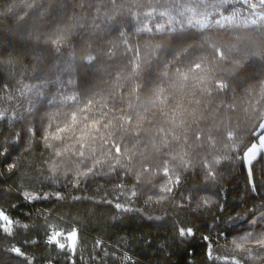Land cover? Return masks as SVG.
Wrapping results in <instances>:
<instances>
[{"label": "trees", "instance_id": "16d2710c", "mask_svg": "<svg viewBox=\"0 0 264 264\" xmlns=\"http://www.w3.org/2000/svg\"><path fill=\"white\" fill-rule=\"evenodd\" d=\"M250 2L260 27L202 26L231 0H0V264H264V156L242 155L264 135ZM52 225L78 227L75 247Z\"/></svg>", "mask_w": 264, "mask_h": 264}, {"label": "snow or ice", "instance_id": "6c2138e0", "mask_svg": "<svg viewBox=\"0 0 264 264\" xmlns=\"http://www.w3.org/2000/svg\"><path fill=\"white\" fill-rule=\"evenodd\" d=\"M246 3H248V6L252 9L256 8L255 4H252L250 2V0H245ZM109 3L112 5L116 4V0H109ZM259 5L260 7L264 8V0H259ZM33 5H29V7H32ZM41 15L43 16V13H41ZM260 21H264V14H261L259 17ZM251 24L257 27H260L261 25L258 24V21L256 19H253L251 21ZM81 27H83V25H80ZM60 31V35H58L55 39H51L50 42L54 43L56 45L55 47V52L59 53L60 52V45L63 39V32L64 30L61 29ZM149 31H151V29H149ZM46 43L49 41H45ZM32 59L36 60V61H40L42 59L43 56V52L42 50H38L34 53L31 54ZM95 59V56L93 55H89L87 57H85V61L87 63H91L93 60ZM197 67H199V65H197ZM221 87H223V85H221ZM262 128H264V125H261ZM61 131H63V129H61ZM116 152L119 153L120 149L117 148ZM258 153L261 156H264V135H257V140L253 143H251L250 146H245L242 155L244 160L246 161L247 165L252 166L253 162L257 160L258 157ZM81 156H83V153H80ZM249 173L251 174V167H249ZM165 175H167V172H165ZM169 191H171V189H169ZM116 207H120L119 204L116 205ZM256 213L259 214L260 216V220L262 223H264V208H260V209H256L254 211V216L256 215ZM0 232H3L6 230L7 226L12 225L13 224V220L10 219L9 215H7L4 211H0ZM257 221L255 218L251 219V223L255 224ZM186 234V230L185 229H180V236H185ZM187 234L190 236L191 233V229H187ZM76 233L72 232L70 235L67 236V240L70 242V244L73 246H75V240H76ZM252 233L249 232L247 234V236L245 237V239H247L248 236H251ZM54 239V238H53ZM257 242L261 244V246H264V234H260L256 237ZM58 242V241H57ZM60 248H64L65 245L64 244H59ZM11 252L15 253V255L17 257H24V253L22 252L21 248L16 247V248H11L10 249ZM25 264H26V259H25Z\"/></svg>", "mask_w": 264, "mask_h": 264}, {"label": "rangeland", "instance_id": "374dc122", "mask_svg": "<svg viewBox=\"0 0 264 264\" xmlns=\"http://www.w3.org/2000/svg\"><path fill=\"white\" fill-rule=\"evenodd\" d=\"M232 4H233V8L229 10V12L227 14H224L223 16H221L220 18L216 19L215 21H212L211 19L207 22H202V26H207L210 22V24H214V25H221L223 23H228L230 22L231 24H238L241 22H244L245 24H251V17L250 14L253 15L254 13H256L255 9L248 7H245L246 5H248V3L245 2V0H231ZM237 3H242V5H238ZM226 5V4H225ZM244 6V7H242ZM247 14H249V16H247ZM191 17H190V21H194L195 24H200L199 22V17L193 15V12H191ZM254 19L257 20V15L256 17H254ZM63 231V235L61 237H53L54 239L52 243L50 244H55L58 248H59V244H64L65 245V241H67V243H69V245L73 248V246L70 244V242L67 240V236L70 235L69 232L68 234L64 233V229ZM63 240H65L63 242ZM58 241V242H57ZM76 241H77V235H76V240H75V245H76ZM75 247V246H74Z\"/></svg>", "mask_w": 264, "mask_h": 264}, {"label": "built area", "instance_id": "2783aa9c", "mask_svg": "<svg viewBox=\"0 0 264 264\" xmlns=\"http://www.w3.org/2000/svg\"><path fill=\"white\" fill-rule=\"evenodd\" d=\"M72 232H75L77 234L78 232H80V230L78 227H73V229L71 230V232L69 234H71ZM62 235H63V231L59 227H57L56 225H52L51 226V237L48 240V243L50 244L53 242V240H52L53 237H58V236L61 237Z\"/></svg>", "mask_w": 264, "mask_h": 264}, {"label": "water", "instance_id": "95a60500", "mask_svg": "<svg viewBox=\"0 0 264 264\" xmlns=\"http://www.w3.org/2000/svg\"><path fill=\"white\" fill-rule=\"evenodd\" d=\"M260 157H261V155L258 153L257 159L260 158ZM248 174H249V177H250V182L252 184L253 183V176H252V171H251V174L249 173V168H248Z\"/></svg>", "mask_w": 264, "mask_h": 264}]
</instances>
